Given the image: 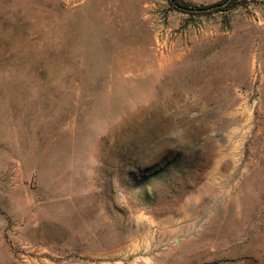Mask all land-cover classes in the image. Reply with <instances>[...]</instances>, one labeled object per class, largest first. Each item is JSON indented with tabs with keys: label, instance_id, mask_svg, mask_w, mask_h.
Segmentation results:
<instances>
[{
	"label": "rangeland",
	"instance_id": "1",
	"mask_svg": "<svg viewBox=\"0 0 264 264\" xmlns=\"http://www.w3.org/2000/svg\"><path fill=\"white\" fill-rule=\"evenodd\" d=\"M245 1L185 25L166 0H0V264H264Z\"/></svg>",
	"mask_w": 264,
	"mask_h": 264
},
{
	"label": "trees",
	"instance_id": "2",
	"mask_svg": "<svg viewBox=\"0 0 264 264\" xmlns=\"http://www.w3.org/2000/svg\"><path fill=\"white\" fill-rule=\"evenodd\" d=\"M245 0H218L211 4H196L186 0H166L167 9L169 11H176L185 15L184 24L197 23L202 17L210 16L214 13L227 12L235 10L241 6H245ZM247 5V4H246ZM174 163V162H173ZM169 166V165H167ZM166 170L163 168L159 171L162 173ZM139 188L145 189L147 182H137L133 179Z\"/></svg>",
	"mask_w": 264,
	"mask_h": 264
},
{
	"label": "bare ground",
	"instance_id": "3",
	"mask_svg": "<svg viewBox=\"0 0 264 264\" xmlns=\"http://www.w3.org/2000/svg\"><path fill=\"white\" fill-rule=\"evenodd\" d=\"M75 223H78V222L76 221ZM51 230L53 232L51 235H53V236H55L56 232L58 233L60 231L55 225H53V226L51 225Z\"/></svg>",
	"mask_w": 264,
	"mask_h": 264
},
{
	"label": "built area",
	"instance_id": "4",
	"mask_svg": "<svg viewBox=\"0 0 264 264\" xmlns=\"http://www.w3.org/2000/svg\"><path fill=\"white\" fill-rule=\"evenodd\" d=\"M156 39H157V41H161L163 38H162V36H158Z\"/></svg>",
	"mask_w": 264,
	"mask_h": 264
}]
</instances>
